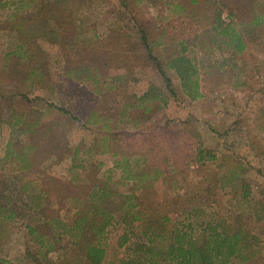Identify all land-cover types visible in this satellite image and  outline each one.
I'll list each match as a JSON object with an SVG mask.
<instances>
[{"label":"rangeland","instance_id":"rangeland-1","mask_svg":"<svg viewBox=\"0 0 264 264\" xmlns=\"http://www.w3.org/2000/svg\"><path fill=\"white\" fill-rule=\"evenodd\" d=\"M124 1L125 7L122 0L0 2V185L5 188L0 203L11 195L15 213L7 221L12 229L0 242V257L34 264L24 256V225L38 218L37 204L70 220L76 206L69 197L84 196L94 183L109 179L113 189L135 193L138 208L155 226L190 224L192 236L208 223L228 232L243 228L251 249L247 258L230 264H264V25H235L250 43L241 57L234 56L218 34L207 32L205 9L220 0H198L177 15L167 10L171 0ZM222 1L234 7L233 0ZM227 12L223 8L224 22ZM138 26L146 30L156 60L144 48ZM186 38L195 39L185 54L198 65L203 94L193 100L165 65L169 56L182 53ZM151 85L162 91L163 102L155 100L145 112L126 108L120 115L121 107ZM91 111L100 115L97 125L118 133L102 140V147L97 143L102 130L85 122ZM18 116L21 122L14 125ZM22 123L26 132L19 131ZM11 139L16 148L33 149L34 157L22 163L28 168L11 170V159L4 156ZM104 145L109 152L101 150ZM198 147L213 158L197 162ZM112 151L122 166L129 159L134 171L152 177L150 185L123 178ZM164 215L170 220L163 221ZM125 230L128 240L118 247L123 225L115 219L107 227L100 264H117L139 240L137 229ZM60 258L58 250L47 254L50 264ZM67 260L75 264L77 258Z\"/></svg>","mask_w":264,"mask_h":264},{"label":"trees","instance_id":"trees-1","mask_svg":"<svg viewBox=\"0 0 264 264\" xmlns=\"http://www.w3.org/2000/svg\"><path fill=\"white\" fill-rule=\"evenodd\" d=\"M2 0H0L1 2ZM234 7L229 4L219 1L217 5L207 6L204 16L206 24L209 26V31L220 36V41L232 47L231 52L234 56H242L248 48L249 41L245 40L241 33L236 29V24L261 27L264 25V0H233ZM123 6L126 3L122 0ZM230 2V1H229ZM198 0H189V3L182 0H171L168 11L172 15L182 14L190 5H195ZM197 6V5H196ZM223 8H227L228 22H224L221 17ZM234 10L238 11L237 19ZM235 17L237 23L231 18ZM204 24V25H206ZM139 27L140 39L149 56L156 60V56L151 54V46L147 41L146 30ZM194 38L182 41L181 54L169 56L165 65L172 69L179 79L180 88L183 94L193 100L201 97L199 83V70L195 59L185 54L188 46L194 44ZM13 55H17L16 52ZM156 67L164 79L165 86L170 93H174L171 81L166 73L161 68L160 63L156 61ZM21 97L24 95L21 93ZM3 94L0 93V99ZM163 93L155 86H149L146 91L137 96L135 101L121 107L120 115H124L126 108L148 111L150 103L155 100L164 101ZM56 110L68 113V110L62 106H56ZM70 116L76 118L74 115ZM27 116H24L26 120ZM21 117L18 116L13 124L21 122ZM100 115L96 111H91L85 122L88 125L96 126V132L102 130L99 134L100 140L97 142L102 147L101 141L106 140L111 134L117 135L114 131L104 124L101 127L99 124ZM28 127H24L22 123L19 131L26 132ZM31 132V131H29ZM101 150L108 151V146L104 145ZM196 161L201 162L205 156L213 158L207 150L198 147L196 148ZM34 151L32 148L27 152L24 148H16L14 141H8L5 154L6 158L11 159V170H24L28 166H23L22 163L28 161V157ZM113 166H122L117 158L115 151L111 152ZM17 161V162H16ZM98 165H101L99 162ZM123 178L132 179L136 184L141 186L150 185L152 177L146 173L138 174L134 171V167L129 163V159L124 161L122 166ZM35 171L42 173L40 169ZM155 175V174H154ZM149 178L146 181V178ZM4 185H0V191L4 190ZM1 195V192H0ZM68 199L76 206L70 220H64L57 213L46 212V208L38 205V218L32 222L25 223L24 227L27 231V241L24 246V256L34 264H50L47 259V254L53 251H59L61 261L54 264H68L67 257L73 255L77 258L75 264H100L106 253V244L103 239L106 229L113 220H117L123 225L124 231L116 238V245L121 247L128 240V233L125 228H135L139 233V240L128 248L125 257L121 258L117 264H230L233 260H242L248 257L251 249V240L247 232L243 228H238L232 232H228L221 225L208 223L202 228L197 236H192L190 233V224L187 226H179L173 224L170 227L155 226L146 213L138 208L137 196L134 192L123 193L112 188L109 184V179L94 183L91 190L84 196L71 195ZM11 195L6 197L3 203H0V242H4L9 238L11 232L8 220L15 217L14 209L11 208ZM163 221L170 220L164 215ZM220 227V229H219ZM48 262V263H47ZM0 264H18L13 263L5 258L0 257ZM45 264V263H44ZM73 264V263H70Z\"/></svg>","mask_w":264,"mask_h":264}]
</instances>
